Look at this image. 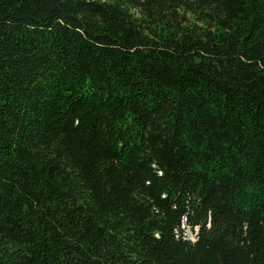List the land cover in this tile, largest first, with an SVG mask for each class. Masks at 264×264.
Instances as JSON below:
<instances>
[{
    "label": "trees",
    "instance_id": "1",
    "mask_svg": "<svg viewBox=\"0 0 264 264\" xmlns=\"http://www.w3.org/2000/svg\"><path fill=\"white\" fill-rule=\"evenodd\" d=\"M0 264H264V0H0Z\"/></svg>",
    "mask_w": 264,
    "mask_h": 264
},
{
    "label": "rangeland",
    "instance_id": "2",
    "mask_svg": "<svg viewBox=\"0 0 264 264\" xmlns=\"http://www.w3.org/2000/svg\"><path fill=\"white\" fill-rule=\"evenodd\" d=\"M185 232L187 235V238L190 240L195 239V234L197 233V228H194L193 230L188 229L187 227L185 228Z\"/></svg>",
    "mask_w": 264,
    "mask_h": 264
}]
</instances>
